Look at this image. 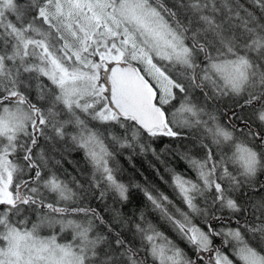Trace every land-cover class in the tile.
Segmentation results:
<instances>
[{
	"label": "snow or ice",
	"instance_id": "6c2138e0",
	"mask_svg": "<svg viewBox=\"0 0 264 264\" xmlns=\"http://www.w3.org/2000/svg\"><path fill=\"white\" fill-rule=\"evenodd\" d=\"M0 264H264V0H0Z\"/></svg>",
	"mask_w": 264,
	"mask_h": 264
},
{
	"label": "trees",
	"instance_id": "16d2710c",
	"mask_svg": "<svg viewBox=\"0 0 264 264\" xmlns=\"http://www.w3.org/2000/svg\"><path fill=\"white\" fill-rule=\"evenodd\" d=\"M121 165L124 169V172L121 176V178L125 181L128 182L131 179L135 178V180L141 182V183H146L145 177H147L148 181L154 182L157 184L161 189L166 191L169 195H172L171 189L168 188V186L163 183L154 173L153 169L150 167L148 160H145L144 158L141 157H133V162L129 163V161L122 157L121 158ZM182 171L183 166H178V169ZM163 171V169H161ZM143 173V175H141ZM165 177L168 178L167 173H165ZM133 200L136 203H143V195L142 193L133 190L132 192ZM171 234V233H169Z\"/></svg>",
	"mask_w": 264,
	"mask_h": 264
}]
</instances>
